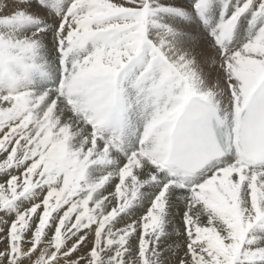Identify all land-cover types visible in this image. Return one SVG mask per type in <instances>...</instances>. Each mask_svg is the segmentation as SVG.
<instances>
[{
  "label": "snow or ice",
  "instance_id": "6c2138e0",
  "mask_svg": "<svg viewBox=\"0 0 264 264\" xmlns=\"http://www.w3.org/2000/svg\"><path fill=\"white\" fill-rule=\"evenodd\" d=\"M0 264H264V0H0Z\"/></svg>",
  "mask_w": 264,
  "mask_h": 264
}]
</instances>
